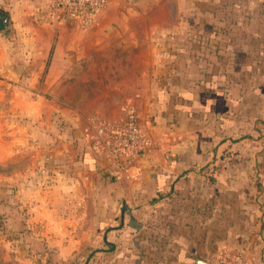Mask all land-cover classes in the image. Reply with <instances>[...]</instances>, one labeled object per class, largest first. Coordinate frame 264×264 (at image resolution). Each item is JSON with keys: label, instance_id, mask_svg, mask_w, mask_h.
I'll return each instance as SVG.
<instances>
[{"label": "crops", "instance_id": "obj_1", "mask_svg": "<svg viewBox=\"0 0 264 264\" xmlns=\"http://www.w3.org/2000/svg\"><path fill=\"white\" fill-rule=\"evenodd\" d=\"M14 1L11 29L0 33L6 254L28 264L51 254L91 255L90 264H215L225 247L264 264V45L256 49L255 38L245 55L236 41L246 25L264 44V0L228 11L219 0H186V12L173 0L174 18L185 16L190 29L220 30L205 45L206 66L190 46L185 55L178 43L167 51L140 43L147 35L130 18L139 12L123 1L107 0L87 29L48 20L49 0ZM177 23L156 28L174 42ZM213 47L219 55L211 59ZM119 48L131 51L119 83L86 101L63 98L72 65ZM14 64L24 66L18 78L7 72ZM124 104L154 146L130 179L115 180L85 129L89 116L115 119Z\"/></svg>", "mask_w": 264, "mask_h": 264}, {"label": "rangeland", "instance_id": "obj_2", "mask_svg": "<svg viewBox=\"0 0 264 264\" xmlns=\"http://www.w3.org/2000/svg\"><path fill=\"white\" fill-rule=\"evenodd\" d=\"M105 5L107 0H105ZM118 3L123 2L126 4L125 7L134 8L138 10V14L130 17L134 22L135 26L141 31L140 36L144 37L147 35V40L140 41V43H165V51L169 50L171 44L176 45L183 49V52L186 55L187 49L195 50V54L200 53L198 56L201 58L204 55H208V51L210 50L205 45H211V47L220 39V30L212 28L213 31H206L203 28V25H199V27L194 30V27L190 29V23L188 22L185 16L175 17L174 18V1L173 0H116ZM123 1V2H122ZM14 0H0V10H10L14 7ZM253 2V1H252ZM184 3V4H182ZM221 3V8L223 11L232 10L234 8L243 7L244 4H248L251 6V1L244 0H219ZM237 4V5H236ZM48 5V2H47ZM180 7L185 9L187 7V1L181 0ZM263 8V5L260 6ZM189 9V8H188ZM8 12V11H7ZM231 13H229V17ZM222 15V13H221ZM242 13H240V16ZM249 18V17H248ZM178 19L177 24H182V31L179 33H175L176 41H172V34L170 31L160 32L156 27L160 26H168L174 20V22ZM263 18L261 16V23ZM80 27V25H79ZM250 26L244 27V30H240L238 32V37L236 38L239 44L242 45V48L245 52V55L250 52L253 48L250 46L253 43V40L256 38V41L259 39L261 43H254L255 48L264 45L261 41L262 37L255 33L254 31L248 28ZM248 28V29H247ZM87 29V28H86ZM156 29V30H155ZM157 36V37H155ZM230 36H234L233 32H228L226 35L222 34V38H226ZM130 38V37H129ZM154 38V40H153ZM189 38L191 40H189ZM211 40L212 43H203L205 40ZM189 42V43H188ZM235 42V41H234ZM169 43V44H167ZM183 47H182V46ZM231 45V44H229ZM168 47V48H167ZM234 46H229V49L224 50L225 55H232L231 49ZM263 49V48H261ZM170 54L172 49H170ZM228 51V53H227ZM131 51L126 48H119L113 50H104L98 55H94L93 59L88 58L87 60L80 61L77 65H72L71 68V78L63 80L65 83L66 89L63 93V98L65 100L75 103L80 100H88L95 94L105 90L107 87L112 84L119 83L121 77L126 71L127 67L130 65L129 54ZM184 55V56H185ZM219 55L218 48L211 49V59L216 58ZM246 57H244L245 60ZM198 59V58H197ZM97 60V64L92 61ZM200 60V59H199ZM203 63V64H202ZM16 65V64H14ZM201 66H206L205 59L201 58L200 62ZM3 69H0V75L3 73ZM254 82H258V79H254ZM9 168V167H8ZM5 194V193H4ZM1 212V210H0ZM2 215L0 214V224H3ZM4 233V230H0V234ZM229 243H233L234 241H227ZM6 243L0 242V264H28L27 257L15 256L6 254ZM32 263L30 264H90L91 255H72V256H58V255H47V256H35L30 257Z\"/></svg>", "mask_w": 264, "mask_h": 264}, {"label": "built area", "instance_id": "obj_3", "mask_svg": "<svg viewBox=\"0 0 264 264\" xmlns=\"http://www.w3.org/2000/svg\"><path fill=\"white\" fill-rule=\"evenodd\" d=\"M105 0H49L47 19L53 22L73 20L82 29L89 28ZM1 69V63H0ZM85 129L86 142L94 153L106 160L105 171L115 180H128L135 162L154 146L151 136L142 129L137 111L130 104L120 108L115 119L91 115ZM215 264H251L242 252L225 247L218 251Z\"/></svg>", "mask_w": 264, "mask_h": 264}, {"label": "water", "instance_id": "obj_4", "mask_svg": "<svg viewBox=\"0 0 264 264\" xmlns=\"http://www.w3.org/2000/svg\"><path fill=\"white\" fill-rule=\"evenodd\" d=\"M11 29V19L10 15L5 10H0V33L7 36L8 32ZM24 70V66L21 64L12 65L8 68L7 72L13 77L18 78ZM198 264H205L204 261L197 259Z\"/></svg>", "mask_w": 264, "mask_h": 264}]
</instances>
